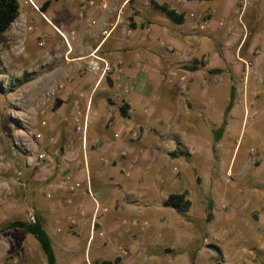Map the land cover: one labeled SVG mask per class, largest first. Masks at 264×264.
<instances>
[{
  "label": "rangeland",
  "instance_id": "374dc122",
  "mask_svg": "<svg viewBox=\"0 0 264 264\" xmlns=\"http://www.w3.org/2000/svg\"><path fill=\"white\" fill-rule=\"evenodd\" d=\"M19 1L20 16L0 36V229L14 220H34L38 214L32 199L46 191V175L72 179L80 174L82 163L86 167L81 145L90 147L92 130L88 126L83 134L78 127L88 111L94 75L87 63L92 48L95 41L103 40L102 30L116 20L120 34L112 33L106 47H124V25L127 30L131 25L128 6L139 13L137 23L132 13L134 25L147 18L140 17L144 9H153L150 0L125 7V0H52L42 12L47 0ZM186 3L172 0L170 6L187 9ZM191 4L188 16L196 24L189 34L199 42L185 53L170 39L163 42L156 55L161 67L148 75L160 85L149 81L150 87L144 86L145 103L127 128L124 145L132 149L171 145L185 153L172 158L171 187L150 183L151 197L161 205L154 217L164 229L171 228L170 245L161 249L187 254L189 264H224V260L225 264H264V0H193ZM212 18L223 25L215 32L208 28L200 33V25ZM170 23L172 33L182 32V24ZM232 87L236 89L233 106L216 142L215 130L224 122ZM96 91L92 113L100 111L104 94L102 87ZM66 152L77 161L64 163ZM137 156L132 152L128 158ZM130 164L137 168L135 161L124 162V174ZM87 171L95 176L93 163L90 170L87 164ZM101 177L107 180L105 174ZM137 188L125 190L132 193ZM183 191L189 192L192 202L188 211L163 207L169 192ZM103 238L93 232L87 244L88 254L100 260L114 256L96 249ZM177 260L175 264H184ZM0 264L48 263L33 236L11 229L0 233Z\"/></svg>",
  "mask_w": 264,
  "mask_h": 264
},
{
  "label": "crops",
  "instance_id": "0c3cea01",
  "mask_svg": "<svg viewBox=\"0 0 264 264\" xmlns=\"http://www.w3.org/2000/svg\"><path fill=\"white\" fill-rule=\"evenodd\" d=\"M140 1L125 0L124 7L130 3L137 6ZM155 1L170 6L172 0ZM186 2L187 9L175 8L185 15V22L180 25L184 26L181 33H172L171 21L154 9H144L146 12L140 14V17L147 18L134 25L132 13L136 14L135 23L139 13L136 9L132 12L133 9L128 6L127 15L131 25L128 30L124 25V47L112 46L107 50V38L110 36L105 39L103 34L101 42L95 41L92 52L97 50L99 55L105 57L110 63L111 71L102 79L98 76L90 79L91 94L86 104L88 111L80 120L81 127L86 120L87 129L90 126L92 130L90 147L81 145L84 147L82 159L83 162L86 161V167L85 163H82L80 174L74 175L71 181L63 179L67 178L63 174L46 175L44 179L49 183L45 186L46 191H43L40 198L32 199V204L51 240L57 264H86V258L94 264L115 263L116 259L120 261L115 264H175L180 258L184 264H189L190 258L187 254H174L169 249H161L164 245H170L167 235L171 228L168 225L164 229L159 224L161 220L154 217L155 209L161 205L159 200L151 197L153 187L150 183L154 184V181L159 184L166 183L167 188L174 184L172 169L175 159L170 157V153L179 147L143 145L132 149L124 145L126 130L132 127L131 121L135 113L145 103L144 86L150 87L149 81H154L148 75L151 76L156 66L157 69L161 67L156 56L162 50L161 45L170 39L175 48L185 53L193 44L197 45L199 42L196 36L189 34L196 22V19L188 16V13L193 11L191 4L193 0ZM145 6H148V3H145ZM206 24V29L200 33L208 28L215 32L218 26L223 25L218 19L213 18ZM111 25L110 29L104 28L102 33L113 29L111 34L119 35V32L116 33L119 20ZM130 85L134 89L127 91ZM101 87L104 94L100 98L102 102L100 111L92 113L97 104L94 97L96 89ZM124 108L128 112V118L123 116ZM132 152L138 156L131 160L128 155H132ZM63 161L75 162L77 159L73 154L66 152ZM102 161L105 164H102ZM129 161L137 162V168H134L132 175L124 174V162ZM91 163L95 167L94 177L87 171V164L90 170ZM103 174L107 176L106 181L101 177ZM132 177L136 181L128 182L127 178ZM75 182H81V187L72 189ZM128 186L138 187V190L132 189V193H129L125 190ZM170 194L173 192H169ZM93 232H98L104 237L102 242L96 245V249L108 250L107 255H114L112 258L100 260L92 257L90 251L88 254L87 244ZM95 240L94 237L93 242ZM155 251L162 252L156 254Z\"/></svg>",
  "mask_w": 264,
  "mask_h": 264
},
{
  "label": "trees",
  "instance_id": "16d2710c",
  "mask_svg": "<svg viewBox=\"0 0 264 264\" xmlns=\"http://www.w3.org/2000/svg\"><path fill=\"white\" fill-rule=\"evenodd\" d=\"M52 0H47L43 3L41 7L42 12H46L50 7ZM152 8L164 15L168 20L175 24H183L185 22V15L178 13L177 10L171 8L167 4H159L155 0H150ZM21 14V4L19 0H0V36L8 32L11 29L12 24L18 19ZM196 70V67L192 68ZM210 72L215 74H221L222 69H210ZM236 89L232 87L230 94V103L225 111L224 122L221 127L215 130V141L221 140L223 133L225 131V126L227 124V115L232 109L233 101L235 99ZM124 118H128V112L124 108ZM185 153L181 150H176L170 153L171 158H179L184 156ZM188 191H183L181 193H173L168 196V198L163 202V207L172 208L178 212H186L191 206L192 202L188 199ZM212 202L208 204V210H212ZM208 220H212V213H209ZM11 229H20L29 234H31L39 243L44 255L46 256L48 264H57L56 257L52 248L51 240L44 229V225L38 215L34 216L32 222L24 220H14L5 225L4 228L0 229L1 232H5ZM120 259H116L115 263L119 262ZM112 262H105L104 264H115Z\"/></svg>",
  "mask_w": 264,
  "mask_h": 264
},
{
  "label": "built area",
  "instance_id": "2783aa9c",
  "mask_svg": "<svg viewBox=\"0 0 264 264\" xmlns=\"http://www.w3.org/2000/svg\"><path fill=\"white\" fill-rule=\"evenodd\" d=\"M91 4H94V3L91 2ZM200 29L205 30L206 25L202 24L200 26ZM112 30L113 29H111L109 31H106V30L103 31V35H104L105 39L110 36ZM87 68H88V71L92 75L98 76L100 79L105 77L111 71L110 63L108 62V60L105 57L99 55L97 50L92 52L91 58L87 63ZM78 130L82 131L83 134L86 133V131H87L86 120L82 124V127H81V125L78 127ZM40 158H43V156H40ZM134 168H135L134 164H130L129 169H128L129 171L127 172V174L130 175V173L134 170ZM66 180L71 181V177L68 176L66 178ZM80 186H81L80 182H75L72 185V189L79 188ZM89 193H90V191H89ZM94 201H95V203H97L96 200H94ZM85 263L86 264H94V263H92V261L89 258H86Z\"/></svg>",
  "mask_w": 264,
  "mask_h": 264
}]
</instances>
